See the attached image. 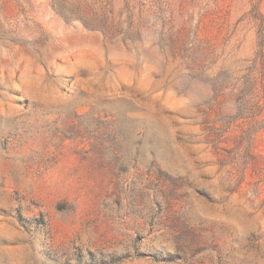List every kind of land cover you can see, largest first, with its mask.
Listing matches in <instances>:
<instances>
[{
  "label": "rangeland",
  "instance_id": "rangeland-1",
  "mask_svg": "<svg viewBox=\"0 0 264 264\" xmlns=\"http://www.w3.org/2000/svg\"><path fill=\"white\" fill-rule=\"evenodd\" d=\"M0 264H264V0H0Z\"/></svg>",
  "mask_w": 264,
  "mask_h": 264
}]
</instances>
